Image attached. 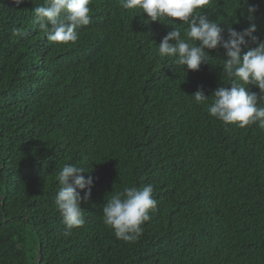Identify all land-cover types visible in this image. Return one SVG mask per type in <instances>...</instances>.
<instances>
[{
  "label": "trees",
  "instance_id": "trees-1",
  "mask_svg": "<svg viewBox=\"0 0 264 264\" xmlns=\"http://www.w3.org/2000/svg\"><path fill=\"white\" fill-rule=\"evenodd\" d=\"M42 3L0 0V264H264V128L225 125L191 96L229 84L223 49L198 71L174 65L157 51L172 25L119 0H91L78 41L51 42L32 11ZM248 3L264 40V0ZM246 7L203 12L226 35L248 26ZM66 163L94 181L70 232L54 202ZM147 184L156 210L135 243L118 240L104 203Z\"/></svg>",
  "mask_w": 264,
  "mask_h": 264
},
{
  "label": "clouds",
  "instance_id": "clouds-1",
  "mask_svg": "<svg viewBox=\"0 0 264 264\" xmlns=\"http://www.w3.org/2000/svg\"><path fill=\"white\" fill-rule=\"evenodd\" d=\"M16 5L23 0H14ZM212 0H119L126 11L146 13L148 21H168L172 25L157 45L159 56L171 58L174 65L186 66V70L198 71L209 62V50L223 49V73L230 78L229 84L218 86L210 95L198 87L191 95L196 104L207 105L211 117L225 125L235 124L240 128L258 124L264 128V40L257 32L255 13L257 5H246L248 26L242 30L225 29L210 20L203 12ZM91 0H44L37 4L35 22L45 33L48 41L61 44H75L79 39L78 29L91 22ZM175 18V19H170ZM176 20L186 25L182 35ZM19 29H14L19 33ZM248 86H255L258 93ZM83 165L64 164L56 180L58 190L55 206L67 231L84 224L82 203L91 197L93 177ZM79 190H83V196ZM154 186H125L115 191L102 208L103 223L112 229L115 237L126 243H135L143 233L142 225L150 220V213L157 208Z\"/></svg>",
  "mask_w": 264,
  "mask_h": 264
},
{
  "label": "water",
  "instance_id": "water-1",
  "mask_svg": "<svg viewBox=\"0 0 264 264\" xmlns=\"http://www.w3.org/2000/svg\"><path fill=\"white\" fill-rule=\"evenodd\" d=\"M39 253H40V249H39Z\"/></svg>",
  "mask_w": 264,
  "mask_h": 264
}]
</instances>
